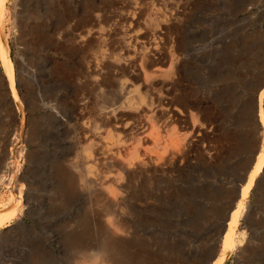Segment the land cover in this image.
<instances>
[{
	"label": "rangeland",
	"instance_id": "374dc122",
	"mask_svg": "<svg viewBox=\"0 0 264 264\" xmlns=\"http://www.w3.org/2000/svg\"><path fill=\"white\" fill-rule=\"evenodd\" d=\"M0 15L17 97L0 59V208L25 186L0 264H106L107 213L130 219L123 264H211L262 143L264 0H0ZM135 89L145 105L133 109ZM85 167L96 173L83 181ZM247 206L225 264H264V169ZM192 228L195 243L178 252Z\"/></svg>",
	"mask_w": 264,
	"mask_h": 264
},
{
	"label": "bare ground",
	"instance_id": "6f19581e",
	"mask_svg": "<svg viewBox=\"0 0 264 264\" xmlns=\"http://www.w3.org/2000/svg\"><path fill=\"white\" fill-rule=\"evenodd\" d=\"M2 14V13H1ZM2 15H0V59L3 63V67H4V71H6V76L8 77L7 81H8V88L10 89L9 91L12 93V96L14 98V101L17 102V97H16V93H15V66H14V62L13 60L8 56V45H7V38H6V35L4 34V30H3V17H1ZM139 17V16H138ZM140 24V23H139ZM155 30V29H154ZM129 36V35H128ZM85 37V36H84ZM82 40V39H81ZM156 50V49H155ZM122 59V58H121ZM119 59V60H121ZM126 60V59H125ZM124 60V61H125ZM120 62V61H119ZM118 62V63H119ZM123 63V62H122ZM120 65V64H119ZM141 65V64H140ZM131 67V65H130ZM133 67V66H132ZM125 84V83H124ZM7 85V84H6ZM123 90V89H122ZM127 90V89H126ZM125 91V90H124ZM132 92V91H131ZM138 92H139V89H135L133 91V97L131 96L130 98V103H129V108H137L138 106H142L145 102V99L138 95ZM125 93V92H124ZM127 93V92H126ZM123 94V93H122ZM12 98V99H13ZM11 98H9V102L10 104L12 105L13 107V102ZM114 100V99H113ZM117 101V100H116ZM263 101H264V88L262 89L259 97H258V100H257V103H256V100H255V103L257 104V111H256V118H257V121L262 125V131H263V138L262 139V143H261V147H260V150L259 148L257 147L256 151L257 154H256V158L255 159V162L253 164L252 167L253 170L250 171L251 173H249V176H248V180L247 182L242 186V192H241V196L239 198V200L235 201L234 202L236 203L234 209L232 210V212H230V220L226 226V230H225V233L223 234L222 236V241L220 242V246L222 244V247L220 249V251L217 253L215 259L211 262V264H225L226 260L229 259V256L231 255V253L236 250V248H238L241 244L240 241H238V235H237V232H238V227H239V222L240 220L244 217L246 211H247V196L249 195V192L252 190V188L254 187L256 181H257V178L259 177L260 173L262 172V170L264 169V110H263ZM128 102V101H127ZM126 102V104H127ZM120 103V102H119ZM116 104V103H115ZM145 105V104H144ZM127 106V107H128ZM112 107V106H111ZM100 108V107H99ZM114 109V107H113ZM128 109V108H127ZM144 109V108H142ZM18 110L20 111V108L18 107ZM18 110H17V107L16 105L13 107V111H15V115L18 114ZM103 110V109H102ZM111 110V109H109ZM126 110V109H125ZM101 111V109H100ZM108 111V110H107ZM112 111V114L111 115H114L116 114L115 112L117 110H111ZM130 111V110H129ZM132 111V110H131ZM121 112V111H120ZM119 113V112H118ZM106 114V113H105ZM110 114V113H109ZM141 114V113H140ZM107 115V114H106ZM120 115V114H118ZM116 118V117H115ZM124 118V117H123ZM116 120V119H115ZM23 119H21L20 121V124H21V127L23 126ZM97 128V127H96ZM261 128L259 127V130L261 131ZM22 129V128H21ZM99 129V128H98ZM94 131V130H93ZM259 131V132H260ZM15 140V139H14ZM17 140V139H16ZM21 140V139H20ZM19 140V141H20ZM122 140V139H121ZM142 140V139H141ZM120 145V144H119ZM17 146V145H16ZM120 147V146H119ZM119 147L117 148L119 150ZM13 150V149H11ZM121 150V149H120ZM85 151L87 153V157L88 158H92L93 156V150H92V146H87L85 148ZM137 151V150H135ZM147 152V151H146ZM254 152V153H255ZM118 153V152H117ZM253 153V154H254ZM114 154V153H113ZM116 154V153H115ZM120 154V153H119ZM164 154V153H163ZM15 155V154H14ZM118 155V154H117ZM116 155V156H117ZM258 155V156H257ZM13 156V153H11V158L10 159H14ZM115 156V157H116ZM113 157V156H112ZM134 158V157H133ZM111 159V158H110ZM121 160V159H120ZM18 163V162H17ZM17 163L15 162H12L11 163V166H9L7 172H6V179H8L9 181V184L10 185H13L14 184V180H16L17 178V174L18 176L20 175V172L21 171H18L17 173ZM92 163V162H91ZM135 163V162H134ZM143 163V162H142ZM141 163V165H142ZM83 164V163H81ZM85 164V163H84ZM97 164V163H96ZM113 165V162L111 163ZM110 164V165H111ZM251 164V163H250ZM111 165V167H112ZM139 165V164H138ZM140 165V166H141ZM144 165V164H143ZM143 165L142 167L140 168H143ZM107 166V165H106ZM84 167V166H83ZM110 167V166H109ZM110 167V168H111ZM147 167V165H146ZM86 168V174L83 173L84 175H81L80 178L81 180L83 181H86L88 177L92 176L94 171L96 173V170H95V167H85ZM113 168V167H112ZM117 168V167H116ZM119 170L122 171L123 173H127L128 170H133L135 168L134 165H128V166H124L122 164H120L119 166ZM20 169V168H19ZM136 169V168H135ZM118 170V169H117ZM143 171V170H142ZM119 172V171H118ZM82 173V172H81ZM94 173V175H95ZM120 173V172H119ZM140 174V172H138ZM147 174V172H146ZM97 175V174H96ZM119 175V174H118ZM131 176V174H130ZM138 176V175H137ZM2 177V176H1ZM11 177V178H10ZM118 177V176H117ZM120 177V175H119ZM79 178V179H80ZM131 178V177H130ZM73 179V178H72ZM90 179V178H88ZM120 179V178H119ZM111 180V179H110ZM20 181V180H19ZM74 181V179H73ZM77 181V180H76ZM119 181V180H117ZM74 183H77V182H74ZM115 183V182H114ZM118 183V182H116ZM92 184V183H90ZM94 185V183H93ZM75 186V185H74ZM96 186V185H95ZM102 185H100L101 187ZM24 185L22 184V188H21V191H19V195H11V201L9 203V205L7 207H4L3 209L0 208V231H2L3 229L5 228H9L12 226L13 222H15L16 218L18 217V215L20 214L21 210H22V202H23V198H22V189H24ZM79 187V186H78ZM106 188V187H105ZM99 189V188H98ZM102 189V188H101ZM101 192V191H100ZM99 197V196H98ZM100 201V200H99ZM109 201V200H108ZM111 202V200H110ZM109 202V203H110ZM99 204V203H98ZM118 206V202L115 198H112V202H111V207H117ZM21 208V209H20ZM102 208V206L100 207ZM102 210V209H101ZM99 212V211H98ZM97 213V212H96ZM100 213V212H99ZM107 213V212H106ZM99 215H103V214H99ZM128 217V216H127ZM94 217H92L93 219ZM103 219H100L99 221H101L102 223V227H103V231H104V234L106 235V242L104 244V247H103V252L101 253V256L102 258L104 259L105 263L106 264H123V261L124 259L126 258H122L123 261H121L120 259L121 258H117L116 257V251L118 252L120 247H119V244H122L124 242H122V240L124 239V233H125V226H126V220H128L130 222V219H125L123 217H121L119 214H110V213H107L105 215H103L102 217ZM90 220V219H89ZM95 220V219H94ZM97 220V219H96ZM139 220V219H138ZM145 221V220H144ZM128 222V223H129ZM133 222V221H131ZM94 223V222H93ZM97 223H99L97 221ZM96 224V222H95ZM91 225H87V227ZM95 226V225H94ZM97 226V225H96ZM16 230V229H15ZM10 231V230H9ZM137 232V231H136ZM146 233V232H145ZM98 235V234H97ZM146 235V234H145ZM143 235V237L145 236ZM72 236V235H71ZM101 236V235H100ZM96 238V237H95ZM123 238V239H122ZM100 239V238H99ZM125 239L127 240V238L125 237ZM124 239V240H125ZM134 241V240H132ZM102 242V241H101ZM126 242V241H125ZM128 242V241H127ZM132 243V242H131ZM131 243H128V244H131ZM134 243V242H133ZM125 244H123L124 246ZM133 245V244H132ZM100 246V245H99ZM126 246V245H125ZM124 246V247H125ZM130 248L132 247L131 245H129ZM135 246V244H134ZM138 246V244H137ZM141 247V246H140ZM143 247V246H142ZM79 248H83V247H80ZM127 248V247H126ZM125 249V248H124ZM132 249V248H131ZM136 249V248H135ZM134 249V251H135ZM46 250V249H45ZM82 251V250H81ZM124 250H120V252H122ZM132 250H129L128 252H130ZM145 251V250H144ZM180 251V249H178V252ZM52 252V251H51ZM79 252V251H78ZM118 252V254L120 253ZM127 252V250H126ZM127 252V253H128ZM133 252V251H132ZM131 252V253H132ZM86 253V252H85ZM136 254V252H134ZM78 254V253H77ZM90 254V253H89ZM123 254V252H122ZM133 254V255H135ZM140 254V253H138ZM147 254V253H146ZM85 255V254H84ZM97 255H91L92 259L95 260L97 262ZM137 256V255H136ZM88 257V255H87ZM90 257V256H89ZM120 257V256H119ZM151 257H152V254H151ZM129 258V256H128ZM134 258V257H133ZM138 258V257H137ZM131 259V258H130ZM127 260V259H126ZM138 260V259H137ZM142 260V259H141ZM153 260V259H152ZM92 261V260H91ZM94 261V262H95ZM136 261V260H135ZM140 261V260H139ZM143 261V260H142ZM154 261V260H153ZM133 262V261H132ZM145 262V261H144ZM141 263V262H140ZM148 262H146L147 264ZM159 263V262H158ZM139 264V262L137 263Z\"/></svg>",
	"mask_w": 264,
	"mask_h": 264
},
{
	"label": "water",
	"instance_id": "95a60500",
	"mask_svg": "<svg viewBox=\"0 0 264 264\" xmlns=\"http://www.w3.org/2000/svg\"><path fill=\"white\" fill-rule=\"evenodd\" d=\"M263 88H264V83L257 88V90L255 92V95H254V102L256 100V103H257L258 97H259V95H260V93H261ZM255 106H256L255 107V109H256L257 108V104ZM256 111H257V109H256ZM30 116L31 117H35L36 114L33 113V112H30ZM14 124L15 125H20V118L17 116V114L14 116ZM256 154H257V152H255L253 154V156L251 157V164H250L249 168L246 169V171H245L243 177L241 178L240 182L237 183L236 185H234V200L235 201L239 200V198L241 196L242 186L248 180V176H249V173L251 171V168H252L253 164L255 163ZM255 192L257 194V201H258V190H256ZM229 220H230V211L228 212L227 217L222 222L220 231L217 234V237L215 239V249H218L220 247V242L222 241V236L225 233L226 226H227ZM180 233L182 235H184V237L182 238L181 242H179V246H177V250L180 249V251H182L184 249V247L185 248L186 247L192 248L193 244L196 241V238L198 237L197 233H196V230L194 228H192L191 230H185V231H182ZM193 262H194V259L192 258V264H193Z\"/></svg>",
	"mask_w": 264,
	"mask_h": 264
}]
</instances>
